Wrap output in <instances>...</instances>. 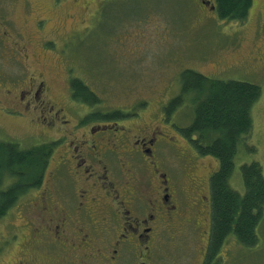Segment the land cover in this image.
Segmentation results:
<instances>
[{
  "label": "rangeland",
  "instance_id": "1",
  "mask_svg": "<svg viewBox=\"0 0 264 264\" xmlns=\"http://www.w3.org/2000/svg\"><path fill=\"white\" fill-rule=\"evenodd\" d=\"M2 15L9 18L14 30L28 35V39L19 37L25 44L17 49L36 52L25 77L39 72L50 80L49 96L63 103L61 121L69 119L71 125L78 117L87 122L82 113L88 114V119L93 113L89 105L71 99V76L81 79L97 95L99 103L94 111L127 113L130 117L117 120L127 129L136 124L155 127L161 122V110L165 122L187 127L193 117L187 99L172 116L164 110L180 94V77L187 69L212 79L259 85L262 96L251 110L252 132L238 145L229 184L243 194L240 169L252 161L261 165L264 176V0L253 1L244 22L223 20L216 9H208L197 0H0ZM38 21L42 35L34 32ZM1 31L0 39H4ZM47 38L55 44L46 49ZM7 65L1 51L0 75ZM17 71L24 73L19 66ZM7 87L0 86V105H9L10 98L14 100L12 109L25 111L14 98L16 87L11 97L3 92ZM28 112L7 117L0 109V139L28 148L62 135L57 120L51 121L46 113ZM172 139L183 149L190 146L176 133ZM179 152L166 149L164 156L154 161L170 174L180 173L179 186L185 189L193 174L208 175L218 167L211 157L186 150L181 158ZM39 189L21 196L0 218V264H19L24 259L34 264H79L81 255L77 252L70 255L51 240L44 247L30 236L26 224L34 216L31 211ZM56 200H60L58 194ZM187 233L183 239L166 236L160 241L158 264L194 263L198 233ZM257 234L259 242L254 248H244L228 237L215 264H264V210Z\"/></svg>",
  "mask_w": 264,
  "mask_h": 264
},
{
  "label": "flooded vegetation",
  "instance_id": "2",
  "mask_svg": "<svg viewBox=\"0 0 264 264\" xmlns=\"http://www.w3.org/2000/svg\"><path fill=\"white\" fill-rule=\"evenodd\" d=\"M198 1L212 9L211 0ZM39 23L34 32L42 35ZM10 25L8 17L0 16V30L5 35L0 39V52L8 61L0 75V86H8L3 92L9 93V97L16 87L14 98L25 111L12 109L14 100L10 98L9 105L2 104L0 109L7 117L22 116L28 111L46 113L51 121L57 120L62 125L58 127L62 135L53 141L55 146L48 166L51 170L39 187L31 211L34 216L26 224L30 236L44 247L51 240L70 255L77 252L81 255L79 264H158L160 241L164 237L183 239L188 231H193L198 233V253L193 264H215L221 252L209 258V180L214 171L198 174L200 177L193 174L185 189L179 186L180 173L170 174L154 161L163 157L166 149L171 152L183 149L173 141L174 133L190 145L179 152L181 158L186 150L194 151L192 137H187L182 127L165 122L167 118L162 110L161 122L153 128L132 124L133 128L127 129L117 120L98 124L99 120L88 119L86 113H82L87 120L84 123L79 117L72 125L69 119L61 121L65 106L50 98V80L39 72L25 77L29 60L36 52L33 49L31 54L17 48L25 44L19 37L28 39V35ZM52 43L55 41L47 38L44 48H50ZM18 66L24 69L23 74L17 71ZM19 264L34 263L24 259Z\"/></svg>",
  "mask_w": 264,
  "mask_h": 264
},
{
  "label": "trees",
  "instance_id": "3",
  "mask_svg": "<svg viewBox=\"0 0 264 264\" xmlns=\"http://www.w3.org/2000/svg\"><path fill=\"white\" fill-rule=\"evenodd\" d=\"M253 1L213 0L221 19L240 22L247 19ZM180 78V94L169 101L165 111L167 115H174L187 99L192 105L193 117L182 132L192 137L191 147L198 156L211 157L218 162L209 180V258L221 252L228 237L244 248H254L259 242L257 229L264 210L262 167L256 161L241 166L243 194L232 189L229 180L238 145L252 132L251 110L262 96L261 88L251 82L208 78L189 69ZM70 79L72 100L89 105L93 120L109 121L129 116L118 111H94L99 103L97 95L81 79L72 76ZM54 146V142H50L22 148L15 141L0 139V218L18 204L21 196L44 183L51 170L48 166Z\"/></svg>",
  "mask_w": 264,
  "mask_h": 264
}]
</instances>
